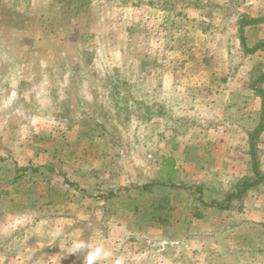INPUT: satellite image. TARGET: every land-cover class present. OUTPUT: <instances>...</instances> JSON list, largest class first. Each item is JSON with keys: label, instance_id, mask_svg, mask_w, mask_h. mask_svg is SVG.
I'll list each match as a JSON object with an SVG mask.
<instances>
[{"label": "rangeland", "instance_id": "1", "mask_svg": "<svg viewBox=\"0 0 264 264\" xmlns=\"http://www.w3.org/2000/svg\"><path fill=\"white\" fill-rule=\"evenodd\" d=\"M192 6L195 12L207 9L210 28L221 31L210 36V64H215L210 79L220 82L212 75L223 71L221 77L235 83L243 71L245 77L239 79L248 87L253 67L264 65V52L243 53L238 20L240 13L263 15L264 0H0V150L11 148L20 167L28 169L18 182L20 193L12 196L24 206L17 213L19 225L33 223V229L45 230L33 222L36 213L29 205L36 199L38 206L48 205L39 216L80 219L59 242L82 236L112 250L131 207H136L137 219L156 220L151 206L165 196L176 220L186 206L193 211L201 206L189 189L178 185L207 183L211 196L235 185L210 183L208 169V179H200V166L186 157L202 154L210 162L212 154L222 156L221 143L235 148L236 156L242 157L246 148L251 173L247 132L261 120V97L239 93L243 83H231L235 93L223 124L203 112L176 111L191 104V95L184 100L165 95L156 84L163 74L179 77L188 70L194 34L204 23L188 20L176 27L188 30L186 35L174 30L172 20ZM244 34L251 46L264 38V24L248 25ZM223 62L228 68L218 69ZM130 99L145 110L124 106ZM212 127L224 133L219 131L210 143ZM259 139L264 169V132ZM5 166L14 167L11 162ZM52 166L64 176L52 172ZM152 181L164 185L151 191L135 187ZM249 199L248 204L261 205L264 217V190ZM6 220L7 227L14 222L12 216ZM3 247L10 253L13 238L7 237Z\"/></svg>", "mask_w": 264, "mask_h": 264}, {"label": "crops", "instance_id": "2", "mask_svg": "<svg viewBox=\"0 0 264 264\" xmlns=\"http://www.w3.org/2000/svg\"><path fill=\"white\" fill-rule=\"evenodd\" d=\"M205 10L207 9H199L195 12V7L192 6L185 11L184 17L175 13V19L172 20L174 21V30L180 29V32H185L188 35V30L176 28L188 20L194 24L197 21L203 22L204 26L197 28L194 34L195 44L192 47V59L185 65L188 70H183L179 77H175L174 74L169 77L170 72L163 74L158 78L156 84L162 86L165 95H181L183 100L187 95H191V104L185 107L180 106L176 111L203 112L212 120H220L224 124L226 112L228 113L230 110L229 100L235 93L230 84L243 83L239 77H245L243 75L245 72L238 73V79L234 80L235 83L228 80L227 75L221 77L223 71L211 74L216 81L220 82L214 83L213 78L210 79V66L215 65L210 64V36L213 31L216 35H219L221 31L210 28L211 18L209 21ZM189 11H192L190 15ZM221 52H215V54L222 56ZM226 68L228 67H225L223 62L218 69ZM243 86L244 89H240L239 93L258 98L254 91L248 89L245 82ZM223 128L226 129L224 126ZM219 129L220 127L210 129V143L214 141L213 137H218L219 131L224 133L223 129ZM220 145L223 149L222 156L215 157L212 154V160L208 162L200 154L198 157H186V162L200 166L198 176L202 180L208 179L206 175L210 170V183L236 184L249 173V157L245 153L246 148H242L243 156L241 157L233 155L235 148H230L222 143ZM11 150V148H7L4 152L0 150V264L8 262L10 264H69V260L74 262L72 264H81L83 261L81 255L68 254L69 242H59V238H54L59 229H63L64 235L69 234L68 231H71V227L80 219L75 220L70 216H66L64 219L63 216L62 218L39 216L40 210L46 209L47 211L45 207L48 205L46 203L38 206L35 199L34 203L30 202L29 205L30 209L36 213L33 222L38 226L44 224L45 230L33 229V223L19 225L21 220L17 213L21 212L24 206L12 196L15 193H20L18 182L28 169L24 171L22 166L20 167L18 158L14 153L12 154ZM9 151L11 154L7 155ZM9 162L14 167L5 170V164ZM239 162L243 163L242 166L245 168L236 167ZM48 163V161L41 162V164ZM30 176L33 177V174ZM8 181H10V187H8ZM256 196L255 200L258 198ZM250 200L245 202L242 210H235L238 212L230 209L221 211L210 206L206 210H201L202 217H197L192 207L186 206L184 216L176 220L171 218L167 226H163L148 216H144V219H137L135 217L136 207H131V215H126V223L120 222L118 238L114 240L112 252L114 257H127V264H264V217L259 215L261 213L258 209L261 205H254L252 202L248 204L247 202ZM11 216L14 222L7 227L6 219ZM16 218H18V222H16ZM8 235L13 238L14 243L10 253L3 247L4 240L9 237ZM38 240L42 241V244H39ZM95 240L98 241V238ZM55 249L57 252L55 256L50 255ZM60 253L62 256L58 257Z\"/></svg>", "mask_w": 264, "mask_h": 264}, {"label": "trees", "instance_id": "3", "mask_svg": "<svg viewBox=\"0 0 264 264\" xmlns=\"http://www.w3.org/2000/svg\"><path fill=\"white\" fill-rule=\"evenodd\" d=\"M240 19L238 20V38L240 39L243 47V53L245 55L255 54L264 52V38L249 45L247 43V37L245 36V27L248 25H257L264 24V14L252 17L245 13H240ZM252 71L248 75V88L254 91V93L261 97V116L259 123L252 129L247 132L248 142H249V156H250V165L251 173L241 178L234 186L224 190L221 188V195L211 196L207 194L208 189L213 191L211 186L207 183L200 182L196 185L194 184H181L178 187L189 189L196 197V201L199 202V205L205 208L216 207L218 210H242L243 203L249 200L252 193L258 189L264 190V169L261 167L260 157H259V145L261 143V134L264 132V65L256 64ZM117 92V91H116ZM118 93V92H117ZM127 100V99H126ZM131 103V104H130ZM135 105L137 108L136 112L144 111V106L140 102L133 101L130 99L128 103L123 104L124 106ZM135 111V110H134ZM52 172H56L59 175L64 176V173L57 170L55 166L50 168ZM67 181V179H66ZM164 185L160 182H145L143 184H135V187L138 189L151 191L155 186ZM172 187H177L174 184H170ZM201 206L194 208V214L197 217H202ZM173 208L169 206V200L165 196H160L156 202L151 206V212L153 213L155 219L162 224L163 226L169 225Z\"/></svg>", "mask_w": 264, "mask_h": 264}, {"label": "clouds", "instance_id": "4", "mask_svg": "<svg viewBox=\"0 0 264 264\" xmlns=\"http://www.w3.org/2000/svg\"><path fill=\"white\" fill-rule=\"evenodd\" d=\"M63 229L57 230L54 238H63ZM68 254L79 253L83 264H127V257H114L112 250L104 243H93L82 236H74L69 241Z\"/></svg>", "mask_w": 264, "mask_h": 264}]
</instances>
